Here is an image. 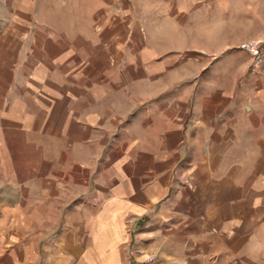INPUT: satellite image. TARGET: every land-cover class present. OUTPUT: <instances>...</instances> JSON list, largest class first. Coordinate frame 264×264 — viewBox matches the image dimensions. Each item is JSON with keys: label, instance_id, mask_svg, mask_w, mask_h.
Segmentation results:
<instances>
[{"label": "crops", "instance_id": "1", "mask_svg": "<svg viewBox=\"0 0 264 264\" xmlns=\"http://www.w3.org/2000/svg\"><path fill=\"white\" fill-rule=\"evenodd\" d=\"M259 3L210 65L208 2L0 0V264H264Z\"/></svg>", "mask_w": 264, "mask_h": 264}, {"label": "rangeland", "instance_id": "2", "mask_svg": "<svg viewBox=\"0 0 264 264\" xmlns=\"http://www.w3.org/2000/svg\"><path fill=\"white\" fill-rule=\"evenodd\" d=\"M198 2H208V6L209 9L208 11L211 13V17L209 19V21L207 22L206 25H204V27L207 28L208 30V35H209V39H208V56H206V58L208 59V63L210 65L213 64H225L224 61L226 60V55L232 50L231 47H229L230 44L233 43V39L232 36L234 34H236V32H238L240 27H244V25L242 26V17L245 15V12L250 11V9L247 8H251L248 7L249 3H251V0H198ZM247 6V7H246ZM259 9L256 8L254 10H256L257 12H259L261 15L264 16V0H260L259 3ZM221 15V16H220ZM149 17V16H147ZM152 18V16H151ZM148 18V19H151ZM150 21L151 24V28L153 29L154 33L156 32V19H151ZM249 27L252 26L251 24L248 25ZM247 26V27H248ZM159 28L162 26H158ZM201 27L200 25L197 24H193L191 26L189 25H177V32L175 35V39H171L165 42H160V41H156L153 42V44L156 43V49L159 51L161 45H165L166 48H173L176 47L177 48V53H178V58L182 59L184 62H186L185 67H180V62L178 61L177 63V78L179 80V78L185 76L186 74L189 73H193L196 74L195 76H193V78L195 77H199L200 73H194L199 71L200 68V63H193L191 61H189L191 57H194V52L195 50H186L185 48L188 47H193L196 46L197 48H199L200 46V41L198 40H192L193 35L191 34V30L193 31H197L199 30ZM252 27H261L259 25L257 26H252ZM166 32V36H168V32L167 30ZM183 32H188L187 33V39H181L180 38V33ZM223 33L224 34V47L225 49L222 50L223 52L219 51L220 49V43L219 41H217V37L216 34H220ZM169 36H172V34H170ZM250 40V39H248ZM259 40V39H257ZM246 40L241 41L239 44H241L242 42H244ZM261 41V40H260ZM264 44V41H261ZM152 43V42H151ZM219 47V48H218ZM219 49V50H218ZM216 51H219L218 55H216ZM191 62V63H188ZM188 64V65H187ZM254 65V63H253ZM189 68V69H188ZM188 69V70H187ZM210 74H212L214 77L213 79H215V75H216V71H210ZM165 80L167 81L169 79V74L166 73L165 74ZM168 77V78H167ZM248 243L244 242L242 240V245H247ZM248 254H249V249L247 248V246L242 247V264H248Z\"/></svg>", "mask_w": 264, "mask_h": 264}, {"label": "built area", "instance_id": "3", "mask_svg": "<svg viewBox=\"0 0 264 264\" xmlns=\"http://www.w3.org/2000/svg\"><path fill=\"white\" fill-rule=\"evenodd\" d=\"M240 49L246 51L252 58L254 62V70L258 65H260L264 61V53L262 50V42L257 39H250L242 42L240 44ZM154 255H150L147 259L148 263H152L155 260Z\"/></svg>", "mask_w": 264, "mask_h": 264}]
</instances>
